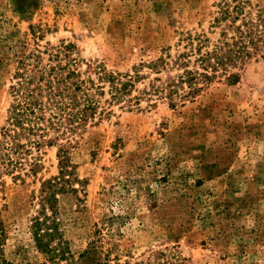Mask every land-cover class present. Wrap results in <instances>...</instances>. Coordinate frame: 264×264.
Wrapping results in <instances>:
<instances>
[{"label": "rangeland", "instance_id": "374dc122", "mask_svg": "<svg viewBox=\"0 0 264 264\" xmlns=\"http://www.w3.org/2000/svg\"><path fill=\"white\" fill-rule=\"evenodd\" d=\"M236 1L0 0V264H264V0H246L261 38L236 83L175 106L152 89L154 61L233 33L216 17ZM53 66L110 112L14 152L12 86ZM110 73L139 104L106 101Z\"/></svg>", "mask_w": 264, "mask_h": 264}, {"label": "trees", "instance_id": "16d2710c", "mask_svg": "<svg viewBox=\"0 0 264 264\" xmlns=\"http://www.w3.org/2000/svg\"><path fill=\"white\" fill-rule=\"evenodd\" d=\"M245 6L246 0H237L232 6L221 8V16L216 17L218 21L229 18L231 21L240 19V22L230 26L233 27L230 35L228 29L223 28L220 38L211 48L206 44L207 37H199L196 43L192 40L190 49L180 53L171 64L163 57L154 61L152 66L162 63V67H157L156 71L166 69V77L163 80L161 76L154 78L160 83L153 82V91L167 97L170 105L175 106L177 100L184 102L195 97L220 74L225 75L229 82L236 83L240 72L234 68L241 66L251 56L252 45L256 46V40L261 38L260 33L257 35L256 23ZM73 75V70L62 73L59 67L53 66L48 71L49 77L39 76L35 83L29 78L12 86L15 101L12 103L8 117L9 126L4 128V135L12 137L10 144L14 152L20 147L16 138L23 134L29 139L32 135H38L32 141L40 144L50 129L61 131V134H71L87 121H94L97 115L110 112L108 107H100V99L91 91V86L73 79ZM106 78L110 94L106 99L108 103L139 104L140 96L130 95L134 85L132 74L110 73ZM97 90L105 92L102 85ZM59 151L63 154L62 161L65 162L67 149L64 144ZM5 155L7 154L4 152L2 156ZM47 200H54L52 194ZM36 224H40L38 220ZM39 230L40 228L36 230V235L40 236L38 243L47 247L48 243L42 239L45 234Z\"/></svg>", "mask_w": 264, "mask_h": 264}]
</instances>
